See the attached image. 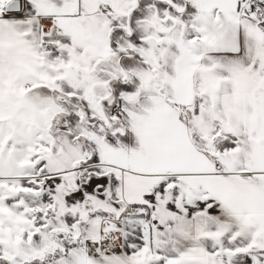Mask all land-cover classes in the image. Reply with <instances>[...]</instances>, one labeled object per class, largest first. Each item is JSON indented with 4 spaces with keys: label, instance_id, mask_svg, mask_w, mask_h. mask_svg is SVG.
I'll return each mask as SVG.
<instances>
[{
    "label": "snow or ice",
    "instance_id": "snow-or-ice-1",
    "mask_svg": "<svg viewBox=\"0 0 264 264\" xmlns=\"http://www.w3.org/2000/svg\"><path fill=\"white\" fill-rule=\"evenodd\" d=\"M0 264H264V0H0Z\"/></svg>",
    "mask_w": 264,
    "mask_h": 264
}]
</instances>
